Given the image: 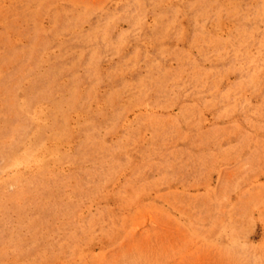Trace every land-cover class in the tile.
I'll use <instances>...</instances> for the list:
<instances>
[{
  "label": "rangeland",
  "instance_id": "rangeland-1",
  "mask_svg": "<svg viewBox=\"0 0 264 264\" xmlns=\"http://www.w3.org/2000/svg\"><path fill=\"white\" fill-rule=\"evenodd\" d=\"M0 264H264V0H0Z\"/></svg>",
  "mask_w": 264,
  "mask_h": 264
}]
</instances>
